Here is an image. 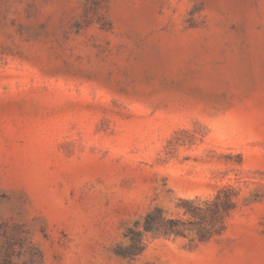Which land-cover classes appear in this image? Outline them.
Wrapping results in <instances>:
<instances>
[{
	"label": "rangeland",
	"instance_id": "obj_1",
	"mask_svg": "<svg viewBox=\"0 0 264 264\" xmlns=\"http://www.w3.org/2000/svg\"><path fill=\"white\" fill-rule=\"evenodd\" d=\"M0 0V264H264V0ZM230 187L207 240L144 232ZM132 230V232H130Z\"/></svg>",
	"mask_w": 264,
	"mask_h": 264
},
{
	"label": "trees",
	"instance_id": "obj_2",
	"mask_svg": "<svg viewBox=\"0 0 264 264\" xmlns=\"http://www.w3.org/2000/svg\"><path fill=\"white\" fill-rule=\"evenodd\" d=\"M97 0H84V15L90 19L89 12L95 13ZM235 193L230 187H221L212 199L197 202L195 199H182L180 201L184 214L188 219L168 217L164 218L159 209L148 212L142 224V229L134 234L139 245L130 248H114V252L122 256L139 253L144 248L142 235L144 232L158 234L183 235L186 230H194L196 239L207 240L212 235L219 233L224 226V219L228 212L235 206ZM132 232V230H130Z\"/></svg>",
	"mask_w": 264,
	"mask_h": 264
}]
</instances>
